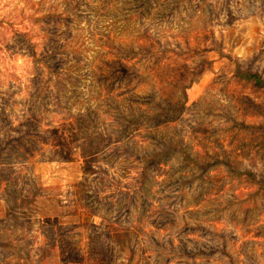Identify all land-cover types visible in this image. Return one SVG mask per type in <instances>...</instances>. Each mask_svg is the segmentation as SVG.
<instances>
[{"label": "rangeland", "instance_id": "obj_1", "mask_svg": "<svg viewBox=\"0 0 264 264\" xmlns=\"http://www.w3.org/2000/svg\"><path fill=\"white\" fill-rule=\"evenodd\" d=\"M134 6L0 0V264H264V0Z\"/></svg>", "mask_w": 264, "mask_h": 264}, {"label": "trees", "instance_id": "obj_2", "mask_svg": "<svg viewBox=\"0 0 264 264\" xmlns=\"http://www.w3.org/2000/svg\"><path fill=\"white\" fill-rule=\"evenodd\" d=\"M149 1L150 0H134V5L136 6V8H131V10L134 9L133 13L142 14V13H144V12H142L144 10V6H147ZM74 10L77 11V8H75ZM129 14L131 15V13H129ZM121 46L122 45H118L117 47L120 48ZM50 71H54V69L50 68ZM238 74L241 75V77H243V78L254 79L255 82L257 84H259V85H264V77L261 74H259L257 71H252L249 68H246V69L241 68V69L238 70ZM191 82H192V80L189 81L188 85L185 84L183 86L184 93H186V88L191 84ZM170 149L177 150V151L181 152L183 157H185L187 159H192V157L187 153L186 148H184L183 144L181 142H179V141H176V143H174L173 146H171ZM87 155H88L87 151L85 149H83L82 150V156L85 158V157H87ZM247 171H248V173L250 174L251 177L255 176V172L253 170L247 169ZM142 173L144 174L145 172L143 171ZM12 209H13V206L4 209L5 211L2 214H0V222L3 221L4 219H6V217H8V215L10 214ZM55 246L53 245V248ZM49 249L51 250L52 246H49ZM44 257H46V256L44 255L43 258H41V262H42V260H45Z\"/></svg>", "mask_w": 264, "mask_h": 264}]
</instances>
